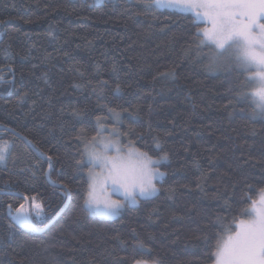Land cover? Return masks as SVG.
I'll list each match as a JSON object with an SVG mask.
<instances>
[{
	"label": "trees",
	"instance_id": "1",
	"mask_svg": "<svg viewBox=\"0 0 264 264\" xmlns=\"http://www.w3.org/2000/svg\"><path fill=\"white\" fill-rule=\"evenodd\" d=\"M196 30L141 0H0V264H212L264 188V118L235 98L247 73L208 70ZM111 111L125 145L167 160L154 197L106 220L81 207L77 162ZM32 198L36 230L10 228L7 206Z\"/></svg>",
	"mask_w": 264,
	"mask_h": 264
},
{
	"label": "snow or ice",
	"instance_id": "2",
	"mask_svg": "<svg viewBox=\"0 0 264 264\" xmlns=\"http://www.w3.org/2000/svg\"><path fill=\"white\" fill-rule=\"evenodd\" d=\"M141 6L145 14L161 8L190 13L197 28L194 33L197 48H208L211 53L208 70H216L227 60L235 63L241 75L248 73L244 82H238L233 89L237 93L235 98L243 102L250 97L253 116L264 118V0H141ZM200 23L204 26L200 27ZM3 79L0 77V81ZM253 83L259 89L244 92ZM104 131L102 126L97 129L98 135ZM156 147L160 145L157 143ZM9 148L0 144V163L6 160ZM113 149L114 154L109 155ZM82 157L77 162V170L89 167L81 207L106 217L118 215L125 203L136 204L138 198L154 196L158 188L153 181L165 175L159 165L167 160V155L154 159L148 152L132 146L124 153L114 141L95 136L85 142ZM48 160L51 168V157ZM62 190L64 197L71 198L69 185L63 184ZM109 190L119 193L123 199L102 195ZM31 206L34 211L25 209L23 204L15 209L9 204L8 216L12 221L9 227L36 230L35 222L43 219L44 208L34 198ZM240 215L246 219H234L235 228L227 229L226 236L216 238L214 250L208 256L212 264H264V188L260 189L258 200H251L248 207L240 209Z\"/></svg>",
	"mask_w": 264,
	"mask_h": 264
},
{
	"label": "rangeland",
	"instance_id": "3",
	"mask_svg": "<svg viewBox=\"0 0 264 264\" xmlns=\"http://www.w3.org/2000/svg\"><path fill=\"white\" fill-rule=\"evenodd\" d=\"M107 1H116V0H93V3L94 4H102V3L107 2ZM161 9L172 10V9H168V8H161ZM172 11H176V10H172ZM187 14H190V13H187ZM201 24H203V23H201ZM229 67L237 68V66L235 65L234 62H229V61L226 60L224 62V64L222 66H220L218 69H221V68H229ZM247 75H249V74L247 73ZM258 89H259V85L253 83V89H252L253 92L254 91H257ZM121 121H122L121 114L118 113V112L111 111L110 114H109V118H107V119H105V118L104 119H100L99 120V123H98V128L102 126L104 129H106V131H104L101 135H98V133H97V135L95 137H97V139H107V140L114 141L116 143L117 147H120L123 150V152L126 153L128 151V147L129 146H132V147H134V146L131 145V144L125 145L121 141V138L119 137V135H116V136L112 135L113 132L119 133V126L121 124ZM134 148H136V147H134ZM113 154H114V149L109 151V155H113ZM0 164H2V163H0ZM97 171H99V169H97ZM87 172H88V169L86 170V177H87ZM163 177L162 178H158V179H156V180L153 181L156 184V187L157 188H158V185H157L158 182L161 181L163 179ZM102 195H106L107 197H110L111 199H114V200H117V199L118 200H122L123 199V196L122 195H120L119 193H116V192H112L111 190L107 191L106 193H103ZM154 196H152V197H154ZM36 202H38V201H36ZM38 203H40V202H38ZM138 203H139V198H138V201H137L136 204L125 203V206L120 210V212L125 207H127V206L133 207L135 205H138ZM23 205H24L25 209H27L26 205L25 204H23ZM31 211H34L32 209V206H31ZM120 212H119V214H120ZM119 214L116 215V216H114V217L99 216V215H95V214L94 215L97 216V217H99V218H101V219L112 220V219L117 218L119 216ZM38 221H40V220H38ZM38 221H36V222H38ZM226 235H227V233H226ZM138 264H152V263H138Z\"/></svg>",
	"mask_w": 264,
	"mask_h": 264
},
{
	"label": "water",
	"instance_id": "4",
	"mask_svg": "<svg viewBox=\"0 0 264 264\" xmlns=\"http://www.w3.org/2000/svg\"><path fill=\"white\" fill-rule=\"evenodd\" d=\"M26 203H27V209L29 210V201L26 200ZM65 207H67V206H65Z\"/></svg>",
	"mask_w": 264,
	"mask_h": 264
}]
</instances>
